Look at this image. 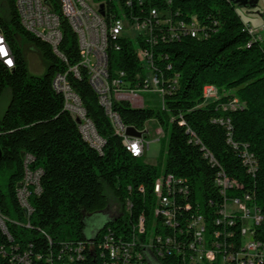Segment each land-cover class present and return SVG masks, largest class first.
<instances>
[{
  "label": "trees",
  "instance_id": "trees-1",
  "mask_svg": "<svg viewBox=\"0 0 264 264\" xmlns=\"http://www.w3.org/2000/svg\"><path fill=\"white\" fill-rule=\"evenodd\" d=\"M7 16H0V29L7 37L16 58V67L8 69L0 62V98L6 89L11 92L9 106L0 119V209L13 220L26 222L19 206L16 188L24 176L23 155L34 157L33 169H42V193L31 197L34 212L30 227L9 223L13 241L0 230V247L19 246L21 249L43 255L50 248L48 238L55 247L66 241L88 242L84 235L85 219L100 212H108L110 201L107 191L118 208L119 215L111 218L92 239L98 241L108 230L116 238L133 237L141 215L145 216L147 233L152 226L164 235L174 230L160 228L154 219L157 206L154 185L162 175L171 174L187 182L191 193L188 201L191 213L205 216L208 232L216 230L215 211L222 204L215 186L218 168L212 167L204 157L199 140L212 153L221 168L238 186L227 196L241 200L245 194L264 215V41L253 40L252 33L236 13V6L228 0H143L144 14L150 8L169 9L174 20L188 22L196 17L205 27L207 37L181 36L172 43L160 42L152 46L155 64L165 80L177 77V90L165 96L162 111L133 108L128 102L116 101L113 109L124 125L142 132L154 122V131L161 128L169 134L165 170L145 162L144 156L134 157L125 148L122 138L114 133L110 120L89 83L87 70L80 66L79 77L68 75L69 82L80 97L87 117L92 121L105 145L100 154L87 143L72 115L64 110L63 97L52 87L59 72L79 65L81 60L76 34L62 16L58 0L54 11L61 17L63 35L60 51L62 61L43 40L28 32L21 24L16 0H4ZM112 8V7H111ZM108 49L112 74L123 72L131 87L138 84L134 78L144 77L137 48H151L142 41L121 39ZM34 48L48 64L44 77L29 74L25 54ZM171 70L167 71V66ZM117 80V79H115ZM216 87L223 96L205 102L203 89ZM116 88V87H115ZM224 93L229 95H224ZM237 98L241 107L224 111L222 104ZM219 120H229L231 138L240 147L247 146L255 156L257 169L249 174L238 151L228 143V132ZM145 139L149 138L145 133ZM143 189V191L140 190ZM132 203L127 213L126 202ZM210 202H212L210 204ZM181 203H183L181 201ZM264 221L258 227L263 233ZM48 237V238H47ZM257 237L264 241V234ZM87 259L80 264H100L86 249ZM182 258L176 254L159 258L160 264H178ZM3 263V260H0ZM34 264H37L35 261ZM212 264H218L217 262Z\"/></svg>",
  "mask_w": 264,
  "mask_h": 264
},
{
  "label": "built area",
  "instance_id": "built-area-1",
  "mask_svg": "<svg viewBox=\"0 0 264 264\" xmlns=\"http://www.w3.org/2000/svg\"><path fill=\"white\" fill-rule=\"evenodd\" d=\"M60 11L77 36L81 60L79 65L71 66L65 72L57 73L52 80V87L63 97L64 110L69 112L77 122L83 139L95 150L102 154L104 140L98 135L94 124L87 117L86 110L78 94L72 88L68 75L79 77L80 66L87 70L89 83L104 108L114 133L122 138V143L134 157H141L148 147L144 137L147 131H142L141 137H132L127 134L128 126L124 125L120 116L114 111L116 101L128 102L133 108H142L145 105L142 91H151L159 95L162 106L165 96L177 90V77L165 80L163 73L155 64L152 46L159 41L172 43L181 36L191 35L197 38H206L205 27L201 26L196 17L188 22L170 15L169 9L159 10L150 8L144 14L143 0H58ZM55 0H16V8L22 26L39 39L46 42L52 52L62 61H66L60 51L63 39L61 31V17L54 11ZM171 3V0H167ZM112 7V8H111ZM246 31L252 33L253 40H261L259 31L251 26ZM121 39L133 41L142 40L151 48H137L138 60L142 63L144 77L140 75L134 80L135 87L126 82L123 72H110L108 49ZM0 62L8 69L16 67V58L13 49L0 29ZM171 70V65L167 66ZM109 79H117V88H109ZM227 95V94H226ZM229 95V94H228ZM205 102L219 100V90L207 85L203 89ZM212 102V101H210ZM241 107L237 98L222 104L224 111L236 110ZM228 132V143L238 151L249 174L257 169L255 156L250 153L246 145L240 147L231 138L232 126L229 120H219ZM204 157L212 167L218 168L215 176V186L219 189L222 204L215 211L214 225L216 230L208 232L205 216L202 213H191L183 220L185 212L192 209L188 196L191 193L187 182L171 174L160 176L154 185V194L157 206L154 219L160 221V228L174 230V235H164L157 230L156 224L151 229V235L142 241L147 231L145 216L141 215L136 224L133 237L116 238L108 230L98 241H66L53 247L49 241V250L46 255L39 252L21 249L19 246L0 247L2 264H80L87 259L86 249L90 257L102 260L100 264H150L153 259L158 264L159 258L176 254L182 258L178 264H264V241L257 235L264 234L258 227L264 221L261 209L255 205L253 197L245 194L241 200L238 197L227 196V192L238 186L236 180L230 179L221 168L218 161L199 140ZM24 176L16 188V195L23 218L26 222L13 220L0 209V230L9 241L13 237L9 231V223L21 224L30 227V217L34 212L30 199L42 193V169H33L34 157L23 155ZM143 191L142 188H140ZM181 201L183 203H181ZM212 202H210L211 204ZM232 204V210L227 205ZM126 212L131 213L132 203L128 200ZM1 264V263H0Z\"/></svg>",
  "mask_w": 264,
  "mask_h": 264
},
{
  "label": "rangeland",
  "instance_id": "rangeland-1",
  "mask_svg": "<svg viewBox=\"0 0 264 264\" xmlns=\"http://www.w3.org/2000/svg\"><path fill=\"white\" fill-rule=\"evenodd\" d=\"M236 13L240 17L241 21L248 26H251L254 29H260L259 37L264 41V0H259L256 8H245L236 6ZM0 16L6 17L7 10L5 7L4 0H0ZM27 68L29 74L33 77H44L47 73L48 64L42 59L41 55L34 48L28 50L25 54ZM139 95L143 97L146 107L149 109H154L156 111H162V102L158 94L151 91H142L139 92ZM226 95V93H224ZM228 95V94H227ZM223 96V93L220 92V97ZM11 101V92L9 89L4 91V94L0 98V119H2L5 114L9 103ZM213 101V100H208ZM155 123L151 122L146 126V131L149 138L146 140L148 147L144 151V159L147 164L156 165L159 167L160 171L164 172L165 163H166V150L169 141V134H166V139L163 142L162 138L165 137L161 128H158L154 131ZM110 201V208L108 212H100L86 217L85 219V229L84 235L87 240H92L97 232L102 229V227L113 217L119 215L118 208L114 204L111 193L107 191ZM232 204H228V210H232ZM155 264H158L156 261Z\"/></svg>",
  "mask_w": 264,
  "mask_h": 264
},
{
  "label": "water",
  "instance_id": "water-1",
  "mask_svg": "<svg viewBox=\"0 0 264 264\" xmlns=\"http://www.w3.org/2000/svg\"><path fill=\"white\" fill-rule=\"evenodd\" d=\"M234 6L245 7V8H256L259 0H228ZM127 134L132 137H141L142 132L138 131L134 127H128ZM153 259L149 260L150 264H155Z\"/></svg>",
  "mask_w": 264,
  "mask_h": 264
},
{
  "label": "bare ground",
  "instance_id": "bare-ground-1",
  "mask_svg": "<svg viewBox=\"0 0 264 264\" xmlns=\"http://www.w3.org/2000/svg\"><path fill=\"white\" fill-rule=\"evenodd\" d=\"M117 88V80L109 79V88Z\"/></svg>",
  "mask_w": 264,
  "mask_h": 264
},
{
  "label": "crops",
  "instance_id": "crops-1",
  "mask_svg": "<svg viewBox=\"0 0 264 264\" xmlns=\"http://www.w3.org/2000/svg\"><path fill=\"white\" fill-rule=\"evenodd\" d=\"M264 28V25L262 26V28L261 29H263ZM258 30H260V29H258Z\"/></svg>",
  "mask_w": 264,
  "mask_h": 264
}]
</instances>
